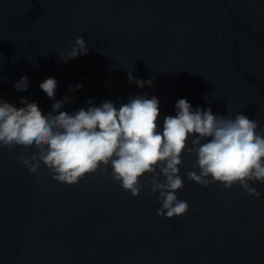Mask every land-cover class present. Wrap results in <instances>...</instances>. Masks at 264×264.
<instances>
[{"label": "water", "instance_id": "water-1", "mask_svg": "<svg viewBox=\"0 0 264 264\" xmlns=\"http://www.w3.org/2000/svg\"><path fill=\"white\" fill-rule=\"evenodd\" d=\"M78 36L94 47L60 61ZM127 71L153 84L129 83ZM23 76L28 90L17 91ZM46 78L55 100L39 87ZM144 94L159 99L161 129L179 99L264 129V0H0L3 100L47 114L70 97L60 111L72 114L89 99L119 107ZM32 151L0 147V264H264V184L252 185L259 199L239 185L203 187L185 157L176 195L189 210L167 219L158 193L133 197L102 170L73 185L43 165L29 173L17 157Z\"/></svg>", "mask_w": 264, "mask_h": 264}, {"label": "clouds", "instance_id": "clouds-1", "mask_svg": "<svg viewBox=\"0 0 264 264\" xmlns=\"http://www.w3.org/2000/svg\"><path fill=\"white\" fill-rule=\"evenodd\" d=\"M89 47L94 46L78 36L67 55L57 56L67 62L87 55ZM127 73L129 83L140 88L153 84L152 79L144 81L132 71ZM28 84L23 76L14 88L27 91ZM39 87L55 100L54 78H46ZM81 87L76 85V89ZM204 99L211 105L207 95ZM70 102V97L56 101L52 111L44 114L36 102L23 97L22 107L0 98V147L32 148L30 155L17 159L35 176L43 165L59 183L73 185L102 170L133 197L158 193L157 215L167 219L189 210L188 203L176 195L184 187L180 166L185 157H195L193 170L186 172L188 180L203 187L220 183L226 190L239 185L249 197H261L252 185L264 184V129L244 112L233 118L214 114L211 106L193 109L186 99H179L175 115L165 116L161 129L160 102L155 95H138L119 107L112 101L96 106L89 99L87 109L72 114L60 111Z\"/></svg>", "mask_w": 264, "mask_h": 264}]
</instances>
